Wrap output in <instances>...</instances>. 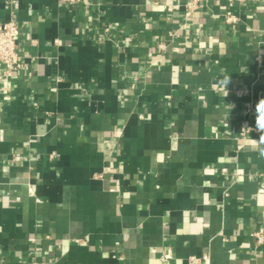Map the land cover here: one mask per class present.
Returning a JSON list of instances; mask_svg holds the SVG:
<instances>
[{
	"label": "crops",
	"instance_id": "1",
	"mask_svg": "<svg viewBox=\"0 0 264 264\" xmlns=\"http://www.w3.org/2000/svg\"><path fill=\"white\" fill-rule=\"evenodd\" d=\"M12 10L0 264H264V4L0 0V24Z\"/></svg>",
	"mask_w": 264,
	"mask_h": 264
},
{
	"label": "built area",
	"instance_id": "2",
	"mask_svg": "<svg viewBox=\"0 0 264 264\" xmlns=\"http://www.w3.org/2000/svg\"><path fill=\"white\" fill-rule=\"evenodd\" d=\"M69 5L81 3L82 0H61ZM187 6L190 10H195L201 6L206 0H186ZM251 1L264 0H229L230 4L239 3L247 4ZM15 2L12 1L11 5ZM229 23L236 22L234 17L228 18ZM20 26L18 24L17 15L14 10L11 11L10 19L0 24V82H7L14 72L23 69L22 58L19 53L17 39L20 36ZM259 65H262V59H257ZM261 130L257 127L242 123L241 137L243 140L248 139L250 135H260ZM15 162L20 161V157L14 158ZM260 193L264 194V182L261 185ZM252 236L258 240L259 243L264 242V232L262 230L254 231ZM190 264H211L209 255H204L202 258L192 257L189 260ZM26 264H40L35 259L28 261Z\"/></svg>",
	"mask_w": 264,
	"mask_h": 264
},
{
	"label": "clouds",
	"instance_id": "3",
	"mask_svg": "<svg viewBox=\"0 0 264 264\" xmlns=\"http://www.w3.org/2000/svg\"><path fill=\"white\" fill-rule=\"evenodd\" d=\"M262 104H264V102H262Z\"/></svg>",
	"mask_w": 264,
	"mask_h": 264
}]
</instances>
